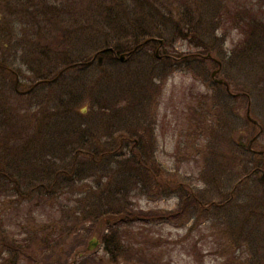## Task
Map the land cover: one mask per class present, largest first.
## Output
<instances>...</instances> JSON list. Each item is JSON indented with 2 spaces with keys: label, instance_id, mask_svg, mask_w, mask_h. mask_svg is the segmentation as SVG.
Returning a JSON list of instances; mask_svg holds the SVG:
<instances>
[{
  "label": "rangeland",
  "instance_id": "1",
  "mask_svg": "<svg viewBox=\"0 0 264 264\" xmlns=\"http://www.w3.org/2000/svg\"><path fill=\"white\" fill-rule=\"evenodd\" d=\"M6 110L15 137L39 111L106 155L43 198L0 191V239L38 240L0 264H264V0H0ZM101 191L120 206L85 216ZM70 208L75 232L51 235Z\"/></svg>",
  "mask_w": 264,
  "mask_h": 264
},
{
  "label": "trees",
  "instance_id": "2",
  "mask_svg": "<svg viewBox=\"0 0 264 264\" xmlns=\"http://www.w3.org/2000/svg\"><path fill=\"white\" fill-rule=\"evenodd\" d=\"M253 34L254 33H252V35ZM115 51L118 52L119 49L115 47H107L102 50L100 52L101 56L99 53L96 56L99 59V63L104 57L108 58L106 54L111 55L113 58H117ZM74 63L75 62L70 61V63L66 66H74ZM67 111L68 109L65 108L61 112L64 114L67 113ZM16 112L19 111L16 110ZM58 112L59 111L51 112L50 115L53 116ZM5 113L8 114H3V116L0 115V191L5 187L8 190L11 189L16 191L20 196L26 197L33 192L34 188H37L35 191L43 198L47 193V186L44 183L45 181L52 180L54 185L58 184L61 187L66 181H72V179L70 180L68 177L71 175V172H68V170H71L74 173H82L81 170L83 169H81L80 159L84 155L87 154L94 156L97 152H101V155L99 156L103 159L104 155H106V151L101 146H97L95 148L92 146H86L87 148L80 149L79 139L81 138V131L73 126V124L68 126L67 133L63 132V130L61 131V128H59L56 133L52 131L46 136L44 130H42V124H44V121L47 120V115L44 112H40L39 114V111L33 113L31 115L33 117L30 116L32 121L41 125L37 127L34 132L32 131V136H27L23 140L24 136L22 134L25 133V131L19 130V135L15 137L13 131L9 129L11 127L10 120L13 119V115L7 110ZM29 128L31 129L32 127ZM65 133L66 135H64ZM4 137L6 138L4 139ZM14 140H17L18 142ZM136 145L139 146L138 155L140 156L142 153L140 150H143L144 148V141H141L140 139ZM56 152H59L60 156L62 155L61 158H57L58 156L54 154ZM68 152L72 153L70 158L69 156L67 157ZM9 184L11 187H9ZM119 188L121 187L117 186L115 190ZM24 190H28V192H25ZM114 194L115 191H111L106 194L104 191H101L97 197L89 195L87 205H84V202L81 200V204L78 203L77 206L82 209V211L84 207H90V211L86 212L85 216L88 214L89 216L90 214L93 215L92 213H95V215L98 216L100 212H107L105 209L111 212L120 205L109 204V206H103L102 204H98V201L114 197ZM80 209H77L76 214H72L73 210L71 208L65 212L62 211V216L57 219V224L55 225V228H53L51 235L54 232H58L57 236L61 235V239H63L62 234L66 233V235H71L75 232V228L71 225L70 219L73 218V216H79L81 213ZM2 225L3 220L0 222V233L4 234L1 230ZM29 233L30 231L26 230V234L29 235ZM29 236L24 238V241L22 242V240L20 241L18 237L13 238L7 234L0 239V246L2 247L4 245L3 250L8 253L15 251L16 254L19 255L20 253L26 251L27 246L31 247L34 245V242H38L37 238ZM111 237V235H105L107 249L109 248L110 240L112 239ZM58 241L59 240L55 238H51L50 241L45 242L44 247L46 246L49 251L52 249L56 250ZM11 261L13 262L12 264H15L13 259H11Z\"/></svg>",
  "mask_w": 264,
  "mask_h": 264
},
{
  "label": "water",
  "instance_id": "3",
  "mask_svg": "<svg viewBox=\"0 0 264 264\" xmlns=\"http://www.w3.org/2000/svg\"><path fill=\"white\" fill-rule=\"evenodd\" d=\"M121 58H124V54L121 55ZM218 71H219V69L216 70V71H214L213 75H215ZM216 80H217L218 82L224 83V84L227 86L228 91L230 90V89H229V84H228L224 79H216ZM233 95H235V94H233ZM247 116H248V118H249L251 121H253V122H255V123H258L257 120H255L254 118H252V116H251V114H250V107H248V109H247ZM253 140H254V139H252L250 142H252ZM250 144H251V143H250ZM254 151H255V150H254ZM258 152H260V151H258ZM96 246H97V243H96V242H95V243H90L88 249H93V248H95Z\"/></svg>",
  "mask_w": 264,
  "mask_h": 264
},
{
  "label": "flooded vegetation",
  "instance_id": "4",
  "mask_svg": "<svg viewBox=\"0 0 264 264\" xmlns=\"http://www.w3.org/2000/svg\"><path fill=\"white\" fill-rule=\"evenodd\" d=\"M256 125H258V124H256Z\"/></svg>",
  "mask_w": 264,
  "mask_h": 264
}]
</instances>
